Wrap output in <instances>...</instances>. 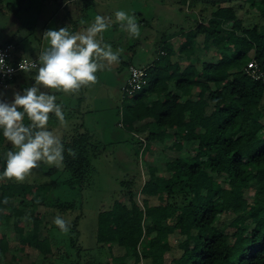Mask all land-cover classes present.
<instances>
[{"label": "trees", "instance_id": "1", "mask_svg": "<svg viewBox=\"0 0 264 264\" xmlns=\"http://www.w3.org/2000/svg\"><path fill=\"white\" fill-rule=\"evenodd\" d=\"M52 1L58 6L64 2ZM177 1L178 10L183 11L188 0ZM199 1L203 5L197 13L200 19L194 14V26L163 32L155 43L154 61L136 63V50H130L126 60L119 57V67L127 70L122 84L130 66L146 67L148 79L138 94L120 97L122 104L131 103L122 108L118 125L132 137L144 136L136 139V145L158 143L176 153L162 152L160 170L148 176L140 190L144 196L151 189L149 196H160L164 206L140 211L132 190L134 181H122L133 208L116 202L103 211L100 234H106L108 241L126 253L139 249L144 259L159 255L163 264H264V195L256 197L264 192V83L244 74L250 60L264 71V0L248 4V20L238 15L244 6L239 0ZM81 3L84 8H94L96 1ZM214 10L218 15L212 14ZM232 16L239 23L228 19ZM157 72L161 75L153 77ZM221 98L224 104L218 103ZM52 120L57 123L58 119ZM24 124L30 121L25 119ZM60 139L65 148L61 169L69 177L56 176L37 185L44 203L54 186L82 187L92 173V160L106 149V144L94 139L81 124ZM68 149L76 152L75 158L68 155ZM10 150L14 149L0 130V176ZM59 170L51 166L44 173L52 177ZM178 182L181 190L176 189ZM215 192L221 193L215 197ZM15 199H19L17 205ZM26 200L23 183L0 179V228L10 225L18 206V217L27 216L30 229L28 233L3 234L7 247H2L0 239V264H9L3 257L8 253L29 256L23 247L31 246L35 218L27 212ZM224 201L232 206L225 208ZM54 208L67 212L73 204L57 203ZM76 222L75 218L68 224L71 233ZM50 228L61 231L55 224ZM71 243L75 245L73 239Z\"/></svg>", "mask_w": 264, "mask_h": 264}, {"label": "rangeland", "instance_id": "2", "mask_svg": "<svg viewBox=\"0 0 264 264\" xmlns=\"http://www.w3.org/2000/svg\"><path fill=\"white\" fill-rule=\"evenodd\" d=\"M158 1L159 0H97L94 8H85L83 23H87L88 26L92 25V21L87 19V17L91 18L92 11H96L95 14L97 13L103 17H112L113 14V20H107V22H109L111 26L116 27L117 33H115V35L112 34V37L108 38L106 32H102L106 36L103 37L102 35L103 41L101 46L110 45L113 51L122 49L123 51L120 56L124 58V60L132 53L130 50H136L137 53L134 61L146 65L155 59V43L161 39V34L163 32L169 33L172 31V27L167 25L170 23H180L179 21L176 22L173 20L172 14L168 12L163 14V11H155L153 3H157ZM251 1L252 0H239L238 2L244 5L242 10H238V15L243 20H248V17L251 16V12L247 10L248 4ZM201 8H203V5L201 6L200 1L197 0L194 5L196 20L200 19L197 13H201ZM118 10H123L135 17L140 29L139 37L130 36L126 29L116 21L115 12ZM63 13H65V10L59 8L58 4L52 0H0V42L11 41L17 45L18 52L21 56L37 60L41 53L40 48L44 50L48 46V42L43 38V34L48 30H59L64 28L61 26ZM207 14L210 15L209 12ZM212 14L218 15V12L214 10ZM229 18L235 23H239V20L235 19L234 16L228 17V19ZM50 20H52V23L48 22ZM45 24L48 25L45 26ZM179 26L185 27L188 25L181 22L177 27ZM97 39H100L99 34ZM132 45L134 46L130 48ZM102 63L105 64V67L103 70L96 73L97 82L82 88V90L87 91L85 95H89V97L80 102L78 107L62 109L66 123L61 124L57 120V126L54 124L56 131L53 133L60 138H64L72 133L76 124L81 123L83 124V128L87 130L94 139L100 140L106 144L105 152L98 158L92 160V173L83 182L82 187L70 188L63 184H59L57 187L54 186L49 194L46 195L45 203L42 202L44 197L39 195L36 191L37 185L47 182L56 176L58 178H67L69 177V173L63 172L61 167H59V172L49 177V175L44 172L51 166L44 162H40L39 167L33 169L32 173L27 176L23 182H20L23 183L24 192L27 195V212H32L34 216L37 215V219H33L36 223L37 220L40 223L39 217L47 212L51 213L47 220L48 223L53 222L54 218L59 215L69 225L71 221H74L75 217L81 215V219L79 218L78 220V226L84 228L86 225L89 227L99 222V219L98 221L96 219L97 213L101 210L112 208L113 204H116V202L119 204H126L127 207L131 209L133 205H131L129 199L125 197L127 187L124 188L121 185L122 181H134L135 187L132 188V190L134 189L135 204L140 211L143 212L147 206L153 207L154 209L164 206V204L160 202V196H149L148 193L151 189H149L144 196L140 193V190L143 182L148 176H152L157 170H160L159 168H161V166L159 160L161 159L162 152L166 151L170 155H174L176 152L165 150L164 147L158 143L142 142V144L136 145V139L140 137V139L143 140L144 136L134 135V137H132L125 127L118 125L121 124L122 108L131 103V101L127 100L122 104L119 92L120 86L126 77L127 70L124 66L120 65L119 67V63L117 64L118 69L116 70L115 64L109 65L107 62ZM35 71L36 70H26L19 72L16 75L19 77V80L12 84L13 88L15 87L16 89L15 85H19L20 80L35 76V74H33ZM160 75L161 73L157 72L153 77ZM28 86L29 84L26 83L25 87L29 88ZM24 89L21 91L22 94ZM84 91L81 92L80 89L74 94L80 97L84 95L82 94L85 93ZM54 92V90H51L50 94H54ZM4 93V90L0 91V100L3 98ZM218 103L224 104V98H221ZM0 163H2L1 160ZM176 189H182L180 182L176 184ZM220 193L221 192H215V197ZM263 195L264 192H259L256 197H261ZM18 202L19 199H15V205H17ZM68 202L73 204V208L67 212L60 213L59 210L54 208L57 203L65 204ZM168 202H173V200H169ZM32 203L42 204L34 205ZM179 203L180 202L177 204ZM223 203L225 208H230L232 206L231 202L224 201ZM30 206L31 209H29ZM158 212H160V209ZM13 214H15V216L10 220V225L0 228V239L3 248L7 247L3 234L12 233L16 235L17 233H28L30 231V229L26 227L27 216L18 217V215H20L18 206L14 209ZM143 220L144 218H142V223ZM70 228L68 232L58 231L55 228H52V230L53 233L68 237L71 236ZM33 240H36V237L31 235L30 243H32ZM170 240L173 242L172 238H170ZM43 243L46 244L47 242L44 241ZM154 245L158 244L155 242ZM182 246H186V243H183ZM149 247L151 248V246ZM159 248L165 249L166 247L159 246ZM138 254L141 255L139 251ZM3 257L9 261H15L14 254L8 253L3 255ZM148 263L149 262L146 260L145 264Z\"/></svg>", "mask_w": 264, "mask_h": 264}, {"label": "clouds", "instance_id": "3", "mask_svg": "<svg viewBox=\"0 0 264 264\" xmlns=\"http://www.w3.org/2000/svg\"><path fill=\"white\" fill-rule=\"evenodd\" d=\"M115 19L130 36L139 37L140 29L134 16L118 10ZM109 27L105 17L96 16L94 23L82 33L71 34L65 27L43 34L48 47L36 61H24L26 68L36 70L33 86L24 89L23 94H14L11 103L0 102V130L14 149L6 154V167L0 179L23 182L40 162L64 166V145L58 135L47 130L49 114L54 113L61 124L66 123L62 106L56 103L55 95L40 88L63 93L78 92L82 87L97 82L96 73L105 67L102 61L109 65L119 63L123 50L113 51L110 45L102 47L97 39L98 34ZM0 65H5L2 56ZM5 68L11 71L6 65ZM25 117L30 121L27 126ZM67 152L75 158L73 149ZM53 223L61 231H69L68 223L61 216L57 215Z\"/></svg>", "mask_w": 264, "mask_h": 264}, {"label": "crops", "instance_id": "4", "mask_svg": "<svg viewBox=\"0 0 264 264\" xmlns=\"http://www.w3.org/2000/svg\"><path fill=\"white\" fill-rule=\"evenodd\" d=\"M95 1L97 2V0ZM81 2L82 0H64L63 4L58 6L62 10H65V13H63L62 15L63 17L61 18V26H63L64 28L68 27V30L71 32V34L82 33L88 27H90L87 25V23H83V18L85 17V8L83 7L84 5ZM177 2V0H159L157 3H153V5L155 7V11H163V14H166L167 12L169 14H172L173 20H175L176 22L179 21L180 23H186V25L188 26H194V0H188L187 4L183 7V11L178 10ZM95 12L96 11H92L91 18L89 17L90 19L87 17V19L91 20L92 23H94L96 16H100L97 13L95 14ZM113 17L114 15L112 14V17H105V19L106 21H111L113 20ZM48 22L52 23V20ZM180 23H170L167 26L177 27L178 24L180 25ZM47 25L48 24H45V26ZM104 32H106L108 38L112 37V34L115 35V33H117L116 27L111 25ZM102 35L103 37L106 36L103 33L99 34V41L101 42V44L103 41ZM5 42L6 41H2L0 43ZM42 51L43 49L40 48V52ZM16 53L17 56L23 57L21 56V54H19L18 47L16 48ZM33 74L36 75V71L33 72ZM34 79L35 76L20 80V83L22 84L19 83V85H15V89V87L13 88L12 84L18 82L17 80H19V77L16 76L11 82L10 87L4 90L5 93L0 102L11 103L13 101L14 94H22L21 91L24 88H27L25 87L26 83L29 84V88L33 86ZM82 88L81 92L84 91L82 90ZM40 90L43 92H51V90L44 89L42 86ZM84 92L85 93H82L84 95L80 97H77L76 94H74L75 92L63 93L55 91L53 95L56 96V103L58 105H61L62 109H72L74 107H78L80 102L86 100L89 97V95H85L87 91ZM54 118H56L54 113L49 114L47 130L52 132L56 131V129L54 128V124H56L57 126V123L52 120ZM25 119H27V117H25ZM80 124H76L75 127L77 128ZM103 211L105 210H101L96 215V219L97 221L99 219V222L89 227H87L86 225L84 228H80L78 226V220L81 215L75 217L77 219L76 227L75 229H73L71 236L68 237H63L60 234L53 233L52 228H50L53 223H48L47 221L51 213H43V215L39 217L40 223L38 222V220L37 223L32 222L33 228L31 230V233L36 237V240H33L29 248H27L26 245L23 247L24 251L29 252V256H21L15 253V261H9V264H145L146 260L150 264L164 263V259L160 258L161 256L159 255L155 256L153 259H144L141 255L138 254L139 249H137L136 252L131 251L129 253H126L123 247L119 246L115 242L108 241L106 234H100L99 224L101 216L104 215ZM33 218L37 219V215H33ZM131 223L132 218L129 220L128 224L131 225ZM44 226L47 227L45 228ZM72 239L75 245L71 243ZM44 241H46L47 243H43Z\"/></svg>", "mask_w": 264, "mask_h": 264}, {"label": "built area", "instance_id": "5", "mask_svg": "<svg viewBox=\"0 0 264 264\" xmlns=\"http://www.w3.org/2000/svg\"><path fill=\"white\" fill-rule=\"evenodd\" d=\"M0 56L3 57L5 65L11 71H7L5 65H0V91L8 89L14 77L21 71L34 70L28 69L24 65L26 57H19L16 53V47L13 43H0ZM36 61L34 59H30ZM244 74L253 81L264 83V71L254 60H250L244 68ZM148 79L147 68H138L130 66L128 68V77L120 87V97H132L138 94L145 86Z\"/></svg>", "mask_w": 264, "mask_h": 264}]
</instances>
